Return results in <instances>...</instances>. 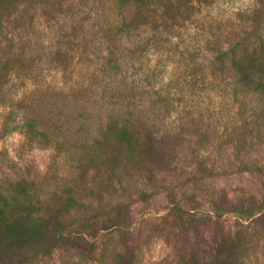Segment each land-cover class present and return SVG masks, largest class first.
<instances>
[{
  "label": "rangeland",
  "instance_id": "374dc122",
  "mask_svg": "<svg viewBox=\"0 0 264 264\" xmlns=\"http://www.w3.org/2000/svg\"><path fill=\"white\" fill-rule=\"evenodd\" d=\"M254 5L24 0L4 19L13 75L0 97V185L29 182L59 243L0 264H264V109L210 65L244 36ZM77 85L89 87L77 119L90 120L94 162L18 129L42 99L65 131L79 129ZM115 110L137 133L132 155L107 134Z\"/></svg>",
  "mask_w": 264,
  "mask_h": 264
},
{
  "label": "trees",
  "instance_id": "16d2710c",
  "mask_svg": "<svg viewBox=\"0 0 264 264\" xmlns=\"http://www.w3.org/2000/svg\"><path fill=\"white\" fill-rule=\"evenodd\" d=\"M23 1L0 0V28L3 27L6 17L9 18L12 13L18 12ZM192 2L204 5L208 4L209 0ZM254 4L250 11L252 18L246 24L244 36L237 37L235 43L230 46L220 48L211 58L210 65L215 71L222 67L228 68L234 77H238L242 84L248 86L255 104L264 109V0H254ZM12 75L10 60L6 55L0 56V97L6 96ZM88 91V86L77 85L70 95L75 102L73 113L76 116L75 125L80 126L79 129L65 131L66 126L54 120L55 115L51 116V112L47 111L46 108L52 107L47 99H42L41 106L37 109L25 112L18 129L24 132L28 140H38L44 145L59 146L62 141L64 144L69 143L82 156H89L94 162L98 155L92 151L94 148L90 146L89 136L84 131L90 120L86 118L80 122L77 119L78 114L81 118L85 115L84 111L88 106L85 92ZM42 103L45 107H42ZM103 122L106 124L107 134L123 143L127 152L132 155L135 152L137 133L122 121L117 110ZM102 165L100 164V167ZM29 185L25 180H10L4 186L0 185V259L3 261L12 260L20 254H25L24 252L30 253L36 245H45L43 251H50L59 243L55 227H49L46 220L53 210L52 207L46 206L47 211L42 209L44 203L40 200L38 191L32 190ZM65 203L71 207L85 205L73 195L68 196ZM65 235L66 240H69V232ZM50 238L51 243L48 242Z\"/></svg>",
  "mask_w": 264,
  "mask_h": 264
}]
</instances>
